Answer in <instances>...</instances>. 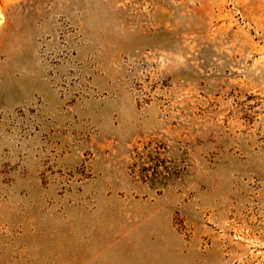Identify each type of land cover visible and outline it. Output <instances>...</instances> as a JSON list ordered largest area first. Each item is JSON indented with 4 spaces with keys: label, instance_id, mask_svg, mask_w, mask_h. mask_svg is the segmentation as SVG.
I'll return each mask as SVG.
<instances>
[{
    "label": "rangeland",
    "instance_id": "obj_1",
    "mask_svg": "<svg viewBox=\"0 0 264 264\" xmlns=\"http://www.w3.org/2000/svg\"><path fill=\"white\" fill-rule=\"evenodd\" d=\"M0 18V264H264V0Z\"/></svg>",
    "mask_w": 264,
    "mask_h": 264
},
{
    "label": "bare ground",
    "instance_id": "obj_2",
    "mask_svg": "<svg viewBox=\"0 0 264 264\" xmlns=\"http://www.w3.org/2000/svg\"><path fill=\"white\" fill-rule=\"evenodd\" d=\"M0 22H1V18H0Z\"/></svg>",
    "mask_w": 264,
    "mask_h": 264
}]
</instances>
